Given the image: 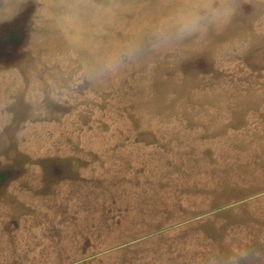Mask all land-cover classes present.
<instances>
[{
  "label": "rangeland",
  "instance_id": "obj_1",
  "mask_svg": "<svg viewBox=\"0 0 264 264\" xmlns=\"http://www.w3.org/2000/svg\"><path fill=\"white\" fill-rule=\"evenodd\" d=\"M181 4L0 0V264H264V0Z\"/></svg>",
  "mask_w": 264,
  "mask_h": 264
},
{
  "label": "clouds",
  "instance_id": "obj_2",
  "mask_svg": "<svg viewBox=\"0 0 264 264\" xmlns=\"http://www.w3.org/2000/svg\"><path fill=\"white\" fill-rule=\"evenodd\" d=\"M233 9L229 0H182L180 7L162 18L154 33L157 44L182 40L228 22Z\"/></svg>",
  "mask_w": 264,
  "mask_h": 264
}]
</instances>
